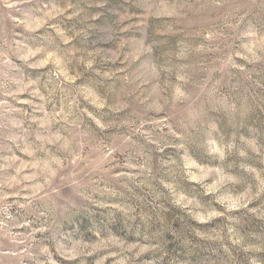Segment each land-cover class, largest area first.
Listing matches in <instances>:
<instances>
[{
  "label": "rangeland",
  "instance_id": "obj_1",
  "mask_svg": "<svg viewBox=\"0 0 264 264\" xmlns=\"http://www.w3.org/2000/svg\"><path fill=\"white\" fill-rule=\"evenodd\" d=\"M0 264H264V0H0Z\"/></svg>",
  "mask_w": 264,
  "mask_h": 264
}]
</instances>
